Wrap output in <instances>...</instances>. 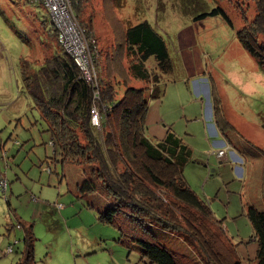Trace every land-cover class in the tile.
<instances>
[{"label": "rangeland", "instance_id": "374dc122", "mask_svg": "<svg viewBox=\"0 0 264 264\" xmlns=\"http://www.w3.org/2000/svg\"><path fill=\"white\" fill-rule=\"evenodd\" d=\"M254 4L255 0H81V8H73L78 23L96 39L100 81L109 79L115 90L121 83L137 85L129 74V61L113 75L103 70L101 55L109 56L115 35L148 21L164 39L173 70L162 79L158 99L151 100L158 112L154 124H167L190 149L184 179L221 221L230 242L240 246L243 264H254L256 250L247 211H264V68L237 37L255 15ZM215 7L225 12L232 26L220 16L195 20ZM47 15L39 2L0 0V175L7 180V190H0V264H16L22 257L26 230L33 235L36 264H150L136 242L130 247L122 242L118 225L101 220L110 205L104 194L78 190L87 166L61 164L54 158L37 99L27 90L21 69L26 60L31 86L46 94L53 88L35 70L62 53ZM146 66L152 75L159 71L155 62ZM206 75L217 86L225 146L241 161L228 156L219 162L204 139L202 119H207L212 100L209 82L201 83ZM101 134L95 129L99 143ZM201 156L204 164L197 160ZM158 241L195 257L194 249L176 233H162ZM9 245L12 252L6 253Z\"/></svg>", "mask_w": 264, "mask_h": 264}, {"label": "trees", "instance_id": "16d2710c", "mask_svg": "<svg viewBox=\"0 0 264 264\" xmlns=\"http://www.w3.org/2000/svg\"><path fill=\"white\" fill-rule=\"evenodd\" d=\"M80 2H72V11L81 8ZM254 5L255 15L237 37L264 68V0H255ZM213 16L223 17L232 26L220 7L199 14L195 20ZM51 25L62 53L55 54L51 62L42 61L43 66L35 70L38 69L53 88L46 94L31 86L26 60H22V75L27 90L37 99L54 158L61 164L86 165V176L78 190L81 193L99 191L110 201L101 220L118 225L122 242L128 247L132 246L130 242H136L150 264H243L236 253L237 244L230 242L221 221L212 215L207 202L198 197L184 179L182 169L192 157L190 149L171 131L161 140L146 136L148 103L158 99L162 79L173 70L164 39L148 21H141L125 28L123 34L119 31L109 56L101 55L105 59L103 70L112 75L122 70L123 62L129 61V74L138 85L121 83L115 90L109 79L103 84L100 81L101 100L108 103V108L101 118L102 141L99 143L94 136L95 129L89 125L92 88L81 79ZM94 40L98 67L99 50L95 37ZM148 62H155L159 71L152 75L146 66ZM140 82L149 83L150 91L139 88ZM210 95L213 120L222 131L214 87ZM261 186L264 202V171ZM247 218L257 244L254 264H264V211L250 207ZM165 232L178 234L194 249L195 257L161 244L158 237ZM23 241L24 251L16 264H36L30 230H26Z\"/></svg>", "mask_w": 264, "mask_h": 264}, {"label": "built area", "instance_id": "2783aa9c", "mask_svg": "<svg viewBox=\"0 0 264 264\" xmlns=\"http://www.w3.org/2000/svg\"><path fill=\"white\" fill-rule=\"evenodd\" d=\"M29 1L33 3L39 2L47 8L51 23L56 29L59 44L78 68L81 79L87 85L91 86L93 101L89 109V125L94 129H100L101 115L107 110L105 108L107 105L101 100L100 95V79L95 63V40L90 32L86 33L84 28L76 20L72 11V2L74 0ZM210 108L212 111L211 102ZM229 149V146L226 145V148L218 149L215 155L218 158L226 159V152ZM231 154H234V152L229 150L230 159ZM237 160L241 161L239 157ZM236 169H239V167H236ZM0 190H2L1 192L7 190V180L3 175H0ZM16 227L20 228V225L17 224ZM5 252L10 253L11 246H7Z\"/></svg>", "mask_w": 264, "mask_h": 264}, {"label": "crops", "instance_id": "0c3cea01", "mask_svg": "<svg viewBox=\"0 0 264 264\" xmlns=\"http://www.w3.org/2000/svg\"><path fill=\"white\" fill-rule=\"evenodd\" d=\"M102 59H103V57H102ZM198 70H201V69H198ZM193 71L194 70L191 69L188 74H191ZM198 74H203V73H198ZM207 81L209 82L208 83V87L210 85L212 87V91H213V87H214L215 92H216V97L219 100L218 95H217L218 92L216 90L217 86L215 85L214 80H213V78L210 75L209 76L206 75V77L203 80H201V83H203V82L205 83ZM139 88H142L146 92H149L150 89H151V85L149 83L140 82ZM208 97L211 98V95L208 94ZM154 102L157 103L156 101H154ZM151 103H152V101H150L148 103V107H147L146 115H145V125L147 126V128H146V136L148 138H150V139H153V140H161V139H163L166 136L167 132H170L171 131V128L168 129L169 126L167 124L161 123L160 121H157V123H155V124H158V126H156L154 124V122H156V120L158 118V112L155 109V104H151ZM191 104H193V103H191ZM207 117L208 118L206 120L205 119H202V123H203V127H204V130L203 131H204V134H205L204 135V139L209 142L208 148L210 149L209 151L211 152V154H213L216 157V159L220 162L219 159H222V158H218L215 155V153L218 151V149H221L223 146H225V141H224V139H226L225 132L223 131V127L222 126H221L222 127V131H220V128L217 126V124L215 123V121L212 119L213 118L212 111H210L209 108H208V112H207ZM193 121H194L195 124H197V122H198V120H193ZM184 125H185V123H184ZM207 133L210 135L211 141L208 138ZM175 135L177 137H179L176 133H175ZM235 148H237V147H235ZM238 150H240V149H238ZM228 156H229V150H227V152H226V159L227 160H228V158H227ZM226 159H224V160H226ZM231 159L237 160L238 157L236 156V154L235 155L234 154H231ZM197 160H198L199 163H202L204 161L203 156H201L200 158H197ZM203 164H204V162H203ZM213 170L214 169H212L211 171H213ZM224 230L226 231V228L225 227H224ZM251 238L253 239L252 236H251ZM242 242H239V243H242ZM256 249H257V244H256ZM236 251H237V253L239 255V256L237 255L238 257L242 256L243 253H242V250L240 249V246H238V244L236 246ZM255 254H256V250H255ZM250 259H252V257L251 258L248 257V260H250Z\"/></svg>", "mask_w": 264, "mask_h": 264}, {"label": "bare ground", "instance_id": "6f19581e", "mask_svg": "<svg viewBox=\"0 0 264 264\" xmlns=\"http://www.w3.org/2000/svg\"><path fill=\"white\" fill-rule=\"evenodd\" d=\"M224 148H226V146H224Z\"/></svg>", "mask_w": 264, "mask_h": 264}, {"label": "flooded vegetation", "instance_id": "af4514ba", "mask_svg": "<svg viewBox=\"0 0 264 264\" xmlns=\"http://www.w3.org/2000/svg\"><path fill=\"white\" fill-rule=\"evenodd\" d=\"M228 144H229V141H228Z\"/></svg>", "mask_w": 264, "mask_h": 264}]
</instances>
